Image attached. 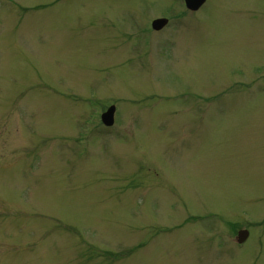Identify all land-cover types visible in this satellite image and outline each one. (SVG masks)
Returning <instances> with one entry per match:
<instances>
[{
	"label": "rangeland",
	"instance_id": "1",
	"mask_svg": "<svg viewBox=\"0 0 264 264\" xmlns=\"http://www.w3.org/2000/svg\"><path fill=\"white\" fill-rule=\"evenodd\" d=\"M183 6L0 0V264H264V0Z\"/></svg>",
	"mask_w": 264,
	"mask_h": 264
},
{
	"label": "water",
	"instance_id": "2",
	"mask_svg": "<svg viewBox=\"0 0 264 264\" xmlns=\"http://www.w3.org/2000/svg\"><path fill=\"white\" fill-rule=\"evenodd\" d=\"M186 1V5L188 8L190 9H196L200 6V4L204 1V0H185ZM112 107L107 111V113H105L104 117L106 118V120H108V118L110 119L111 115H112ZM110 122V121H109ZM106 124L107 121H105Z\"/></svg>",
	"mask_w": 264,
	"mask_h": 264
}]
</instances>
